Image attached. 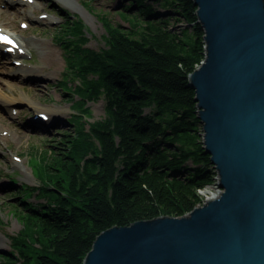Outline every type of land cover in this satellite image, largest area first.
<instances>
[{
	"label": "trees",
	"instance_id": "1",
	"mask_svg": "<svg viewBox=\"0 0 264 264\" xmlns=\"http://www.w3.org/2000/svg\"><path fill=\"white\" fill-rule=\"evenodd\" d=\"M126 3L132 15L127 10L121 15L129 18L130 30L105 23L106 48L100 51L83 47L78 20L57 36L73 47L66 50L74 59L66 60L60 84L67 95L79 97V111L70 119L76 132L61 141L63 157L53 156L51 182L23 185L28 195L37 192L47 201H18L23 226L11 237V250L1 254V264H82L103 230L181 216L201 204L196 191L215 182L188 85L205 49L197 7L193 0ZM160 7L189 25L167 30L162 25L170 18L163 20ZM70 78L79 82L71 91ZM85 100L102 101L101 118L82 120L89 112Z\"/></svg>",
	"mask_w": 264,
	"mask_h": 264
},
{
	"label": "water",
	"instance_id": "2",
	"mask_svg": "<svg viewBox=\"0 0 264 264\" xmlns=\"http://www.w3.org/2000/svg\"><path fill=\"white\" fill-rule=\"evenodd\" d=\"M193 3L205 60L188 85L221 191L103 230L82 264H264V0Z\"/></svg>",
	"mask_w": 264,
	"mask_h": 264
},
{
	"label": "rangeland",
	"instance_id": "3",
	"mask_svg": "<svg viewBox=\"0 0 264 264\" xmlns=\"http://www.w3.org/2000/svg\"><path fill=\"white\" fill-rule=\"evenodd\" d=\"M4 2L0 0V19L3 25L7 19H11L12 12H26L24 17L11 19L10 26L14 25L17 30V35L14 34L17 38L39 43L30 42V45L18 49V53L30 55L19 56L18 64L0 56V95L7 94L8 97L24 100L7 105L0 98V130L4 129L0 133V264L4 261L1 254L11 250V237L23 226L24 210L18 201L25 204L47 201L46 198H39L37 192L28 195L23 185L37 188L44 182H51L48 179L53 172L50 168L55 167L52 158L54 155L58 159L63 157L62 154L67 150L61 141L66 140L68 134L73 136L76 132L70 119L79 111L75 105L79 97L74 92L67 95L60 84L65 80L66 60L74 59L68 57L70 54L66 50L70 51L73 47L68 48L67 38L58 39L57 36L66 34V23L78 20L83 25V36L86 38L83 47L100 51L106 48L102 37L105 34V23L121 30H130L129 18L121 15L126 14L125 10L130 12V9L125 8L127 0H25L15 5L14 10H6ZM158 9L163 20L170 18L168 23L162 25L167 30L179 32L189 25L177 20L170 9ZM7 29L13 31L11 27ZM46 60L50 62H43ZM204 60L202 58L198 64ZM194 65L196 67L197 64ZM23 67L30 70L20 72L19 69ZM68 80L67 85L71 91L79 83L78 78ZM84 102L89 112L82 115V120L91 122L102 117L101 100ZM40 110H45L46 117L54 110L53 116H50L53 117L52 121L40 120L37 116ZM41 157L45 158V163L40 161ZM44 164H50L49 169H42ZM206 187L213 191L221 189L215 182L198 189L196 192L201 203L207 197L203 191Z\"/></svg>",
	"mask_w": 264,
	"mask_h": 264
},
{
	"label": "bare ground",
	"instance_id": "4",
	"mask_svg": "<svg viewBox=\"0 0 264 264\" xmlns=\"http://www.w3.org/2000/svg\"><path fill=\"white\" fill-rule=\"evenodd\" d=\"M23 0H10V1H7V2H4V8L6 9V10H14V7H15V5H18V4H21V2H22ZM53 5L54 6H57V4H54L53 3ZM42 7V6H41ZM57 8H58V6H57ZM38 10V9H37ZM63 11H64V9H63ZM11 16V19L12 20H14V18H17V17H24V16H26V12L25 13H22V11H14V12H12V14L10 15ZM29 17V16H28ZM10 19V20H11ZM10 20L9 19H7L5 22H7L6 24H5V26L3 25L4 23H3V21H1V19H0V34H3V35H9V36H11V37H14V38H16V40H17V43H16V46L17 47H14L13 46V49L14 50H17V49H20V48H23V47H25V46H28V45H30L31 43H35L36 41H34V40H32V41H30V40H26V39H23L22 37H19V38H17L14 34H16L17 35V30H15V28H14V25H12V26H10ZM8 27H11L12 28V30L13 31H11V29H7ZM9 31V33H7ZM7 33V34H6ZM31 42V43H30ZM33 43V44H34ZM36 43H39V42H36ZM6 44H8V45H10L9 43H6ZM6 45H5V43H0V56H2L3 54H4V47H5ZM23 54H28V53H23ZM16 60H18V59H16ZM43 62H45V63H48V62H50L49 60H46V61H43ZM20 70V72L21 71H23L24 73L25 72H28L30 69H28V68H26V67H23V68H20L19 69ZM7 95V94H6ZM6 95H0V98L1 99H3V101H4V103L5 104H7V105H10V104H12V103H14V102H20V101H24L22 98H13V97H8V96H6ZM48 109V108H47ZM39 112H41V113H45V110H40ZM53 114H54V110L49 114L50 116H53ZM48 115V114H47ZM48 117V120L47 121H52V119H53V117ZM55 116V115H54ZM2 126V125H1ZM4 131V129H1L0 130V133L1 132H3ZM4 139V138H3ZM203 191H204V193H206L207 194V197H206V199H208V198H211V197H216V196H218V194L220 193V191H221V189H219V190H217V191H213V189L212 188H210V187H206V188H204L203 189Z\"/></svg>",
	"mask_w": 264,
	"mask_h": 264
},
{
	"label": "snow or ice",
	"instance_id": "5",
	"mask_svg": "<svg viewBox=\"0 0 264 264\" xmlns=\"http://www.w3.org/2000/svg\"><path fill=\"white\" fill-rule=\"evenodd\" d=\"M0 39H3V40H10V37L5 36V35H3V34H0Z\"/></svg>",
	"mask_w": 264,
	"mask_h": 264
}]
</instances>
